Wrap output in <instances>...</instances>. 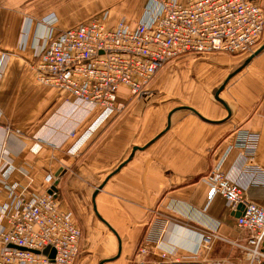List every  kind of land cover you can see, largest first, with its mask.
Wrapping results in <instances>:
<instances>
[{
	"label": "crops",
	"instance_id": "1",
	"mask_svg": "<svg viewBox=\"0 0 264 264\" xmlns=\"http://www.w3.org/2000/svg\"><path fill=\"white\" fill-rule=\"evenodd\" d=\"M69 1L0 0V162L8 154L17 167L29 170L28 193L48 190L46 178L53 174L63 206L82 223L85 234L95 226L107 235L109 254L119 249V239L97 216L95 202L121 239V255L104 264H159L163 248L176 254L168 260L181 259L174 264H250L235 244L247 240L236 224L242 209H233L218 194L209 199L206 178L223 162L222 169L241 184L245 198L264 207V182L248 185L249 178L239 174L240 151L231 148L239 130L258 133L255 162L264 179V49L231 78L251 54L181 55L157 74L147 96L129 97L121 88L118 102L124 108L98 123L100 107L67 100L68 93L36 78V55L52 31L50 24L63 30L90 15L88 6L77 9L78 0ZM143 1L145 6L148 0ZM119 16L110 11L109 24ZM258 44L255 51L264 38ZM136 146L133 158L113 174ZM13 179L30 181L21 172ZM195 231L218 235L198 255ZM97 243L82 239L76 264L111 258L97 260L90 250ZM147 243L153 251L143 254L140 248Z\"/></svg>",
	"mask_w": 264,
	"mask_h": 264
},
{
	"label": "built area",
	"instance_id": "2",
	"mask_svg": "<svg viewBox=\"0 0 264 264\" xmlns=\"http://www.w3.org/2000/svg\"><path fill=\"white\" fill-rule=\"evenodd\" d=\"M109 16L110 10H105L63 30L50 24L52 31L37 52L35 63L39 82L68 93L67 100L100 107L98 123L124 108L118 102L121 88H126L130 96H147L157 74L179 56L212 52L252 54L264 33L262 0H148L134 26L125 16L109 24ZM44 22L47 25L49 21ZM259 140L258 133L239 130L231 147L240 151L239 174L249 178L248 185L264 182L255 162ZM38 141L49 143L43 138ZM2 157L0 264H76L83 232L72 211L63 206L58 187L50 192L57 181L55 176H47L49 188L45 192L28 193L32 180L29 170L17 167L8 154ZM222 167L223 162L207 174L208 197L218 194L233 209L244 204L236 224L246 231L247 240L245 244H235L246 253L250 264H262L264 207L247 200L241 184ZM17 172L30 181L25 184L14 180ZM195 233L199 239L195 255L218 237L216 232ZM152 251L148 243L140 248L143 254ZM160 252L163 261L159 264L181 261L168 260L170 255H176L171 250L163 248Z\"/></svg>",
	"mask_w": 264,
	"mask_h": 264
},
{
	"label": "rangeland",
	"instance_id": "3",
	"mask_svg": "<svg viewBox=\"0 0 264 264\" xmlns=\"http://www.w3.org/2000/svg\"><path fill=\"white\" fill-rule=\"evenodd\" d=\"M129 1H132V0H107V1H104V0H78V3L76 4V6H78L77 9H83L86 6L89 7L91 12H89L90 15L87 17V19L94 17L99 12H101L105 9H109L112 12V15L114 14V16H115L116 14L120 13V16L118 17V19L120 17L125 16L128 23H130V21L133 20L134 18L138 19L140 17V15L142 16V14L145 10V6H144L145 1L133 0L131 4H128ZM69 2H71V4H72L73 2H75V0H71ZM62 5H63V7H65L64 6L65 4H62ZM143 6H144V8H143ZM128 13H129V15H128ZM138 20H136V22H138ZM263 36H262V40H260L261 42H259V43L263 42V38H264ZM241 55H243V54H241ZM244 55H246V54H244ZM151 86H152V83L150 84L149 89L151 88ZM129 97H131V96H129ZM90 214L94 215V212L91 211ZM95 219L97 220L98 224H100V226H102L103 230H105V228H106V230H109L97 217ZM77 223L79 224V226L82 229L83 240L85 238H88L89 240L92 239V240H95L96 242H99V243H97V246H95V247H97L96 249H90L92 254L95 253V255L98 256L97 260H99L100 258L101 259L105 258L106 256L114 257L118 253L117 247L112 248L109 254L106 252L105 244H108V239L106 238L107 235H104L102 230L100 232L95 231V229L97 230V228L95 226H92V227H90L92 229V231L85 234L83 227L81 225L82 223L79 220L77 221ZM90 228L88 226V230H90ZM111 233L112 232L109 233V231H108L107 234H110V236L112 238H114V234H111ZM87 235H89V236L87 237ZM241 244H245V243H241Z\"/></svg>",
	"mask_w": 264,
	"mask_h": 264
},
{
	"label": "water",
	"instance_id": "4",
	"mask_svg": "<svg viewBox=\"0 0 264 264\" xmlns=\"http://www.w3.org/2000/svg\"><path fill=\"white\" fill-rule=\"evenodd\" d=\"M264 49V45L263 46H261L258 50H256L254 53H252L251 54V56L248 58V59H246V61L243 63V65L241 66V67H239L235 72H233L230 76H229V78H231L235 73H237V72H239L243 67H245L252 59H253V57L254 56H256L257 54H259L262 50ZM229 78L227 79V81L229 80ZM226 81V82H227ZM225 85V84H224ZM224 85L223 86H221V88L218 90V93L221 91V89H223V87H224ZM216 98L217 99H219V96H218V94L216 95ZM137 148H139V147H134V149H133V151H132V153L130 154V156L128 157V159L125 161V162H123V163H121L119 166H118V168L113 172V174L115 173V172H117L121 167H123L128 161H130L132 158H133V156H134V153H135V150L137 149ZM113 174H111V175H113ZM110 175V176H111ZM110 176H108L107 178H106V180L110 177ZM106 180L95 190V192H94V194H93V198H94V200H95V198H96V196H97V194L99 193V191L104 187V185H105V183H106ZM58 182H59V180H57L56 182H55V184H54V186H52V188H51V190H50V192H52L53 190H57V184H58ZM239 207H240V209H244V204H240L239 205ZM94 210H95V212H96V214H97V216L100 218V220H102L104 223H106L108 226H109V228L115 233V235L118 237V239H119V249H118V253L114 256V257H111V258H108V259H103L99 264H104L105 262H107V261H109V260H113V259H116V258H118L120 255H121V252H122V246H121V239H120V236H119V234H118V232L99 214V212H98V210H97V207H96V204H95V202H94ZM240 215H241V213H240ZM49 250V248L47 247L45 250H44V252L45 253H47V251ZM52 255H54V253L52 254ZM262 264H264V262L262 263Z\"/></svg>",
	"mask_w": 264,
	"mask_h": 264
}]
</instances>
